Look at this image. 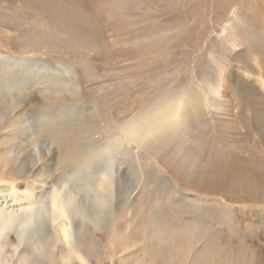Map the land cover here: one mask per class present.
Listing matches in <instances>:
<instances>
[{
	"label": "rangeland",
	"instance_id": "1",
	"mask_svg": "<svg viewBox=\"0 0 264 264\" xmlns=\"http://www.w3.org/2000/svg\"><path fill=\"white\" fill-rule=\"evenodd\" d=\"M57 1L66 8L78 3L90 13L94 22L91 42L97 49L88 56L87 66L75 64L67 69L75 100L63 101L68 92L62 89L61 102L53 104L50 98L58 94L52 85L54 96L37 86L39 78L15 72L16 66L6 68L4 60L30 58L35 63L39 58L45 64H62L66 58L41 52L34 44L36 36L50 38L64 29L71 34L76 30L51 20L42 5L0 0V36L5 35V39L0 37V201L3 203L2 197L17 199V193L31 189L38 192L41 184H56L62 166L93 153L102 154L104 143H111L116 135V142L125 145L119 147V151H127L124 158L103 153L93 160L87 174L68 183L72 195L76 193L72 188L78 189L89 214L87 226L79 229L82 249L95 244L97 250L112 247L114 251L112 263L96 264H127L124 258L129 252H134L130 264H151L147 252L153 245L154 258L168 251L177 258L184 256V264L196 260L247 264L221 261L208 250V241L215 242L219 224L223 231L217 238L229 234L231 226L238 227L237 250L239 246L245 252L252 250L238 258L247 259L248 264H264V255L252 249L258 245L264 254V0ZM23 13L28 16L21 20L14 17ZM9 20L17 23L20 34L8 27ZM22 29L34 42L27 44L28 53L18 54L20 43L14 41V33L18 38ZM8 36L12 40L7 41ZM49 79L47 84L61 83L58 77ZM56 134L62 136L57 139ZM71 140H78L80 147L62 152L60 147ZM101 158L107 162L115 158L122 164L116 166L120 168L119 182L113 181L112 197L105 206L99 202L96 188V178L106 167ZM129 166L134 169L128 170ZM150 170L156 173V182H152ZM50 191L38 195L45 209L52 207ZM123 192L125 200L121 199ZM166 194H171V199L165 202L160 198ZM159 200L164 203L159 214L168 222L182 226L195 217L208 227L193 234L179 230L181 236L160 240L158 232L164 235L160 222L144 218V209ZM200 208L219 209L224 220L217 221ZM39 216L44 218L41 233L32 240L46 236L41 248L48 254L38 253L41 248L31 240L29 245L23 243L28 237H21L23 225L0 238V264H65L55 245L47 209ZM104 253H98L97 261L108 257ZM160 263L164 264L162 260L156 264Z\"/></svg>",
	"mask_w": 264,
	"mask_h": 264
},
{
	"label": "bare ground",
	"instance_id": "2",
	"mask_svg": "<svg viewBox=\"0 0 264 264\" xmlns=\"http://www.w3.org/2000/svg\"><path fill=\"white\" fill-rule=\"evenodd\" d=\"M22 1L25 2L26 4H32V5H36L38 7H40L42 5L45 8L43 10H45L47 17H49L53 21L61 22V24L66 26V27L68 26V27L74 28L77 33L71 34L70 33L71 31L69 32V31H67V29H64V32H61L60 34H52V36L50 38H47L43 35L38 37V38L36 36V40L34 42L33 40H30L31 35L29 36V34H27V31L25 29H22L23 35L18 36V38H15V33H14V41L20 43L18 48H16L18 54L28 53V51L26 50L28 47L27 44L30 43L31 41H33L34 44L35 45L37 44L36 46H38L41 49V52H47L50 54L56 53V54H59L60 56H62V58H66V60H63L62 64H59L58 61H57V63L54 62L55 64H45L39 58H38L39 60L35 59V63H33V61L30 58H24L25 60H14V61L12 60V62H11V60L5 59L4 62L6 61V63H7L6 64L7 66L5 65L6 68L9 66H11L12 68L14 66H16L18 70L16 69L17 71H15V72L19 71V72H21V74H26V75H30V76L39 78L40 81H38L37 86L39 87V85H41V89L46 90L47 92H49L50 95L52 94L54 96V94L52 93L53 90L51 89V87L53 86L55 93L58 94V95L54 96L53 98H50V99H53L52 100L53 104H59L61 102V99H58V96L60 94H62V93H60V91L62 89L67 90V92H68V97L66 98V96H65L63 101L73 102L75 100L76 96H75V93L73 91L74 86H73V82H72V77L70 76V73L67 71V69L71 68L75 64H82V66H87L86 62H88V60H87L88 56H90L91 53H93L97 49L95 44H93L91 42V40L93 38V33L91 31V28L93 27L94 22L90 16V13H89V15L86 14L85 8L81 5H78V3H76L74 5V8H66V7L62 6L60 4V2H58L57 0H39L40 2L37 0H36L37 2H35V1L32 2L30 0H22ZM4 14H5V12H4ZM14 15H15L14 17H16V19L18 18L19 20H21V18H24L23 16H25L26 14L23 13L22 15L21 14H14ZM7 16H9V15H7ZM26 16H28V15H26ZM26 20L28 21L30 19L26 18ZM8 27L11 30H15L16 33L20 34L18 32V28H20V27L17 25V23H13L12 20L11 21L9 20V26ZM6 33H7V31H6ZM0 37L2 39H5V35L4 36L1 35ZM10 40H12V39H10V37L8 36L7 41H10ZM48 40H49V44H47V45L44 44ZM35 45H33V46H35ZM20 48L22 49V51L18 50ZM70 58H72V59H70ZM23 64H25V66L23 68H21L22 70H20L19 66H21ZM57 67H60V68H57ZM76 67H77V65H76ZM50 76L58 77L61 80V83L57 84V85L47 84V83H50V79H49ZM51 82L56 83L54 80ZM0 85H2V75L1 74H0ZM50 85H52V86H50ZM4 99H6V98H4ZM75 104H76V102H75ZM168 107H169V104H168ZM167 115L168 114H166V116ZM169 115H170V113H169ZM163 118L164 117H162V120H163ZM165 119L166 118H164V121H165ZM170 119L171 118H169V120ZM67 123H68V121H67ZM136 123H137V121H136ZM61 126H62V124H61ZM147 127L148 126H146V128ZM62 131L64 132V130H62ZM61 136H59V137H61ZM72 136H74V135H72ZM56 137H57V139H59L57 134H56L55 138ZM129 137H131V136H129ZM134 137L135 136H133V139L132 138L131 139L134 140ZM116 139H117V137H116V135H114L111 143H106V142L104 143L105 147L102 149V151H105L103 153H105L106 157L108 155L112 154V156H113V154L118 153L117 155H120L119 158H122L123 155L125 154V152H127L125 148L123 151H119V147L123 148L125 145L121 146L122 144L120 145L118 141L116 142ZM52 140H54V138ZM126 140H128V139H126ZM130 142H131V140L129 141V143ZM63 146L64 147H60V149L62 152L65 151V153L67 151L76 150L80 147L78 140H71L69 142L67 141L65 144H63ZM92 148H94V147H92ZM102 154L99 152L93 153L90 156L88 155L87 157H84L81 160L73 161V162L66 164L65 166H62L61 172L63 174L53 182L56 184H41L40 190L38 192H34L31 189V190L27 191V193H17V195H18L16 197L17 199L12 198L10 201H6L7 199L2 197L3 203L0 201V238L1 237L7 238L9 230L15 231V227H22L23 225H25V228L22 230L21 237L24 236L25 234L28 235V237H26V241L24 240L23 243H25L26 245H29L30 240H31V243L35 244L37 246V249L40 250V248L44 246V242H46V241H42V239L46 238V236L41 237L42 236V234H41V236L36 238L35 240H32V238H35L34 235L41 233V229H42L41 225H43L44 218L39 216V214H40V212H42V214L45 213L46 209H47L48 215L50 214L49 223H50V226L52 227V228L51 227L50 228H51V230H53L52 234L55 235V245L59 247V255H60V257L61 256L63 257L65 264H91L90 259L95 261L94 264L105 263V262H111L112 263V261H113L112 258H113V254H114L112 247H108V248L106 247L104 250H97L98 248H95V244H94V245H90L86 250L82 249V245H84V241L82 240L83 235H81L82 230H79V229L83 226L85 227V225L87 226L86 222L89 219V214L86 213L84 210L85 205L83 206L81 204L80 198H82V197L79 198L78 189L72 188V190L73 189L76 190V193H74L72 195L71 189L68 188V183L78 175L83 176V175L87 174L88 173L87 171H89L91 169V164H92L93 160H96L99 157H102ZM114 157H116V156H114ZM101 159L104 160L106 167L103 168L100 176L96 178V180H97L96 188L99 191V197H98L99 202L102 204V206H105L107 204V201L109 199H111V197H112V195H111L112 184H113L114 180L118 181L116 176L120 172V168L122 167V164H120V161L116 162L115 158H112V159L109 158L110 159L109 162H107L106 158H101ZM124 161L125 160L122 159V162H124ZM117 165H118V167L120 165V168L116 167ZM93 166H95V164ZM20 168L21 167H19L18 170L21 171L22 168L21 169ZM92 168H95V167H92ZM68 169H69V171H68ZM129 169H131V171H132L134 168L129 166L128 170ZM91 171H93V170H91ZM71 173H72V177L70 175ZM149 175H150V177H152V179H151L152 182L153 181L156 182V178H155L156 173H154L153 171L150 170ZM145 181H146V179H145ZM42 183H44V182H42ZM160 184L164 188H168L165 181H160ZM46 189H51L49 199L52 203V207L50 209H48V208L45 209V206L41 205L42 204V197L39 198V196H38L40 193L42 194V192H44V190H46ZM85 189L86 190L89 189V186H87ZM62 192L64 193V195H61ZM124 193L126 194V192H123L121 194L122 200H125V197H126V196L123 197ZM45 194L47 195L48 192H45ZM129 194H130V192H129ZM129 194H128V196H129ZM160 194H161V192H160ZM85 196H87V195H85ZM88 197L89 196H87L86 199ZM86 199H84V200L86 201ZM160 199H162L166 202V201L171 199V194H166L165 196L161 197ZM89 200H91V199H89ZM22 201L24 203L21 205H16V207L12 205L13 203L17 204V203H20ZM1 204H2V206H1ZM163 204L164 203L160 202V200H159V201H156L155 204L153 203L151 205H148V207L146 209H144V218L147 219L148 221L152 222V223L160 222L159 226H161L164 229L163 234L165 236L162 235L161 232H158V235L161 236V237H159L160 240H163L165 242L166 240H169V238L171 239L172 237L181 236V234H179V232H178L179 230H185L189 234H193L194 232H197L199 229L203 228L204 230H206V228L208 227V223H203V221H201L200 218H195V217H191L190 221H188L187 223H185L182 226L172 224L171 221H170L171 223L168 222V220L165 218L164 214L163 215L159 214V211H160ZM5 205L7 206V209H3ZM12 207H15V209H11ZM100 208H103V207H100ZM200 210H201V208H200ZM194 211H196L195 214H197V213L199 214L198 209L195 208ZM201 211H202V213L209 212V214L213 215L215 217V220H217V221H220L222 219L224 220V215L220 214L222 212H220L219 209L203 208V210H201ZM2 212H5V213H2ZM102 212H100V213H102ZM176 213H179V212L176 211ZM168 215H169V213H168ZM175 216H177V215H175ZM22 217H24L23 220L21 219ZM102 218L104 219L103 216H102ZM177 218H178V216H177ZM229 223H232V219ZM91 224H92V222H91ZM220 225L221 224H219V226H218L219 228L217 229V232H215V237H216L215 242L208 241L209 242V247H207L208 250L210 252H214V254L216 256L220 257L221 261L222 260L226 261L228 259L231 262H233V261L239 262L240 261L241 263H245V261H246L248 264L249 261L247 259L238 258V256L240 257V253L245 252L242 249V246H239L240 251H238L237 250L238 247L235 245L234 240L236 239V237L237 238L240 237V235H239L240 233L237 231L238 227H233V226L229 225V226H231V232L229 234H226L224 238L223 237L217 238L219 235H221L220 233H222V231H223L220 228L223 225H221V226ZM225 230H226V228H225ZM155 234H156V232H155ZM153 236H156V235H153ZM156 239H157V237H156ZM38 242H40V244H38ZM220 242H221V244H220ZM18 243H22V242L18 241ZM228 244H230V245H228ZM203 245L207 246V244H203ZM22 246H24V245H22ZM153 246H148L149 250L147 252V254H148L147 258L150 257L149 259H151V264H156L158 262H161V260L163 261L164 264H184L186 262L183 260L184 256H182V257L180 256L179 258H177L178 257L177 254H171L168 251L165 252L162 257L154 258L153 255H154V251L156 249ZM169 248H172V247H168V250H169ZM137 249H135V250H137ZM252 249L257 250L258 255H264L262 250L258 247V245ZM104 251H105V253H104ZM248 251H252V250H248ZM248 251H246L245 253H247ZM41 252L48 254L47 251L45 249H42V248H41V251L38 253H41ZM98 253L100 255L102 253L107 254L108 257L103 258L104 261L102 259H100V261H97V258L100 257V255ZM130 253L132 254L131 256H129ZM54 259H56V257H54ZM124 259L128 261V263L127 262H125V263H127V264L132 263V261L134 259V252H129ZM206 259H207V257H206ZM55 261H57V260H55ZM201 262H203V261L196 260V263H194V264H204Z\"/></svg>",
	"mask_w": 264,
	"mask_h": 264
}]
</instances>
